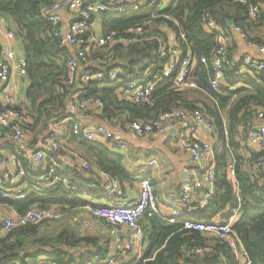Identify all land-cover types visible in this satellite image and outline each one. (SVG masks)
<instances>
[{"label":"trees","instance_id":"trees-1","mask_svg":"<svg viewBox=\"0 0 264 264\" xmlns=\"http://www.w3.org/2000/svg\"><path fill=\"white\" fill-rule=\"evenodd\" d=\"M57 0H0V15L13 26L14 33L22 44L25 60V74L28 86L25 91V103L19 106L29 117L25 125L27 133L32 135V142L49 133L53 122L67 118V102L77 96L79 101L100 100L103 103L101 117L111 119L117 114H127L128 122L133 120L150 121L164 112L173 109L192 111L200 109L192 94H201L216 101L219 107L231 104L228 111L227 131L225 134L223 119L214 106L204 104V114L215 118L214 128L218 133L215 145L216 186L207 207L198 214L189 217L195 222L208 223L216 217L226 220L228 215L239 207L238 218L233 229L241 240L251 264H264V194L259 185V175L242 170L235 159L234 176L237 187L227 179L230 149L237 146L234 135L239 126L244 127L254 118L258 109H264V76L250 67H245L247 74H239L241 61L232 59V27H239L247 43L264 46V36L254 33L264 27V0H171L160 13L139 11L126 14L105 12L101 14L102 31H116L136 37L139 41L109 49L99 48L92 51V59L112 58V67L120 70L119 78L127 83L129 76L133 80L154 82L155 87L145 104L128 103L117 98L112 83L99 86L88 83L76 89L68 85V61L73 53L62 47L57 38L52 36L51 25L40 15L43 7H51ZM258 7L256 16H250V9ZM168 17V19L165 18ZM213 21L223 31L228 42L227 61L223 70V81L217 90L209 85L210 66L203 65L201 58L209 59L218 49L213 33L204 29L205 21ZM175 22V23H174ZM166 31L173 33L183 56H190L193 68L190 80L193 89L175 90L172 79L162 80V63L150 64L158 42L154 37H166ZM183 36V37H182ZM141 40V41H140ZM148 78L144 81L145 75ZM200 93V94H199ZM235 97L234 101H231ZM102 117V118H103ZM3 130L0 129V136ZM79 156L89 164L90 170H83L74 163L65 167H56L53 177L66 179L47 187L41 176L31 165L20 157L17 158L26 178L19 184L24 199H3L0 204L10 206L17 214L37 208L55 209L68 214L83 207H99L83 199L89 185L97 186L93 179L96 172L118 180L120 184H133L138 177H131L123 165V156L108 149L106 144L97 141L79 140L71 134L67 138ZM228 146V147H227ZM5 149L14 151L5 144ZM64 154V150L50 152L51 158ZM234 160V159H233ZM261 176V175H260ZM143 179H140L142 181ZM263 184V182H262ZM142 242L146 248L142 257L136 261L120 264H220L222 258L226 264H235L236 258L226 248L200 232L183 229L180 224H170L156 214L145 215L141 220ZM49 225V224H47ZM27 226L13 232L0 235V264H27L30 260L45 258L55 264H77L84 261L77 253L83 246H95L97 239L83 236L72 227H65L55 235L43 233L44 227ZM208 248L202 256H196L195 249ZM104 259L106 252L99 250L98 255H89L87 260Z\"/></svg>","mask_w":264,"mask_h":264},{"label":"built area","instance_id":"built-area-1","mask_svg":"<svg viewBox=\"0 0 264 264\" xmlns=\"http://www.w3.org/2000/svg\"><path fill=\"white\" fill-rule=\"evenodd\" d=\"M171 0H57L51 7H43L40 15L51 25L52 36L59 40L62 47L70 50L73 55L68 61V85H74L79 89L82 85L96 83L104 86L112 83L118 87L116 96L118 99L128 103L145 104L149 102V97L155 87L154 82H142L130 80L123 83L119 78V70L112 67V58L92 59L91 53L95 49L120 47L124 44H131L139 41L136 37H129L116 31H102L99 36L95 34L94 18L102 13L111 12L116 14H126L139 11H154L158 14L162 12ZM67 11L74 15L69 22H64L63 12ZM258 11L257 6L250 9V16L254 18ZM168 19L167 16H165ZM175 23V22H174ZM204 29L215 36L218 49L209 58H201L203 65H209L211 75L209 85L212 90H217L223 80V70L227 61L228 42L221 30L213 21H205ZM234 33L245 38L243 31L236 26L232 27ZM183 37V36H182ZM17 36L11 23L0 15V129L2 136L10 139L18 146L26 144L28 136L25 125L29 122V117L19 107V100L15 93L10 92L12 78L16 75L25 77V60L23 55L17 56L15 41ZM158 45L150 58V64L154 67L162 63L160 78L164 81L172 79V87L175 90H185L194 88L190 80L192 73V60L190 56H183V51L177 43L166 45L161 38L154 37ZM141 41V40H140ZM254 47L259 54L264 55V46ZM242 66L250 67L259 75L264 76V63L249 56L243 57ZM95 65V66H94ZM97 65V66H96ZM77 96L71 97L67 102V122L72 136L79 140L97 141L106 144L108 149L123 153L126 151V144L116 133L103 126L84 127L80 124L78 113L82 112L89 101H79ZM95 109H103L100 100H91ZM264 109L256 111L254 118L248 123L246 132L249 144L258 147L259 154L254 161V168L262 177L261 188L264 194ZM215 118L205 115L200 109L185 111L183 109H173L162 113L157 118L150 121L133 120L129 122L128 128L130 136L134 139L144 138L149 135L161 136L170 135L175 131L174 139L180 149L189 157L190 161L199 166L201 173L193 175L191 180L186 181L179 191V208L171 213H161L153 193L152 186L147 180L139 183V193L137 199L130 204L124 205H103L92 209V216L103 221L110 228V234L116 236L121 229L127 230L124 245L118 248L122 256L131 252L135 245L141 242L143 231L141 226L142 218L152 214L159 215L170 224H180L183 229L200 232L205 237L223 244L236 258L235 264H251L248 255L239 237L236 235L233 226L238 218V211L234 209L226 220L219 217L208 223L195 222L189 219L193 214L203 211L215 192V151L212 143L201 138L200 133L206 131L214 132ZM43 148L32 153L31 166L34 171L43 173L42 181L47 183V187L59 181L66 183V179L53 177L56 167L45 165L46 152H58L63 150L55 133H47L42 140ZM73 157L83 170H90L89 164L83 160L79 154L73 152ZM3 166L4 162L0 161ZM155 164L154 161L150 165ZM231 174L234 172L233 166L228 167ZM106 183V195L120 197V183L118 180L110 178L101 173ZM26 178V173L22 169L5 170L0 176V198L24 199L20 183ZM64 213L55 209L40 210L32 208L23 214L5 216L0 213V235H6L18 228L27 226L47 225L61 220ZM76 220V219H73ZM208 252V248L195 249L192 251L196 256H202ZM140 257H136L138 261ZM226 259L222 258L220 264H226ZM14 264V263H10ZM27 264H55L45 258L30 260ZM77 264H118L113 257L104 259L84 260Z\"/></svg>","mask_w":264,"mask_h":264},{"label":"crops","instance_id":"crops-1","mask_svg":"<svg viewBox=\"0 0 264 264\" xmlns=\"http://www.w3.org/2000/svg\"><path fill=\"white\" fill-rule=\"evenodd\" d=\"M73 17L74 15H72L71 13L67 11L63 12L64 22H69L73 19ZM99 19H101V16H99ZM93 24L95 25V21ZM99 31L100 33H102L101 21L99 24ZM221 32L223 33V31ZM232 32L233 33L231 37L228 38V40H230V43L232 41V59L235 60V63L241 61L245 56L255 58L264 63V55L259 54L254 47H250L249 43H247L245 38L241 37V35L234 33L233 30ZM100 33L97 34V36H99ZM254 35H258L261 37L264 36V27L258 29L254 33ZM162 42L166 45L175 44L176 40L173 33L170 31H166V37L162 40ZM14 44L17 56L20 57L21 55H23L20 39L17 38ZM113 64L114 63H112V66ZM247 73L248 71L245 66H240L239 74ZM147 78L148 74L145 75L144 81H146ZM130 80H133L132 76H129L128 81ZM27 86L28 80L26 76L21 77L16 75L12 78L10 92L17 95L19 106L25 103V91ZM117 88L118 87L115 88L116 92L118 90ZM192 96L193 99L198 101L196 105L203 112L204 104L214 106L215 109L218 110L221 118L223 119L226 134V126L228 124V111L230 110L231 104L225 105L224 107H219L216 101H213V99L207 97L204 94L198 96L197 93H194L192 94ZM234 100L235 97H233L231 101ZM102 111L103 109L97 111L94 104L89 101L86 108L82 112L78 113L80 124L84 127L103 126L108 130L118 134L126 144V151L120 153L123 156V165L129 171L131 177L138 178L133 184H120V191L122 194L120 197L108 196L106 195V188L108 184L106 183L103 176L100 173L96 172V176L94 175L93 179H96V182H98L99 185L98 187L89 185L86 192H83V199L91 202L96 206L130 204L137 199L139 193V183L141 182L140 179H143L147 180L152 186L158 209L161 213L168 214L178 209V198L181 186L186 181L191 180L197 169V173H201V170H199L198 165H195L190 161L189 157L176 144L174 139L175 133L173 135L170 134L161 136L149 135L144 138L134 139L130 136L129 133V122L127 114H117L116 116L108 120L103 116V118L101 117ZM262 124H264V121ZM48 132L57 134L58 141L61 143V146H63L64 154H58L55 159L53 157L51 158L50 152H46L45 165H53L55 167L61 168L74 163L78 164L77 160L73 157L72 154L74 152L73 150H75V147L69 144L67 141V138L71 134L67 118L64 120L53 122ZM45 135L46 134L38 137L34 142H32V135L28 133L27 142L22 147L18 146L10 139L1 135L0 161L4 162V165L2 166L0 164V176H3L5 170L22 169L19 161L17 160L18 157L24 159L29 165H31L30 160L32 153L37 149L43 148L42 140L44 139ZM200 136L203 140L211 142L214 148L215 145L218 144V133L215 129L213 133L202 131L200 133ZM234 139L236 140L237 146L235 147V151H233V149H230V162H228V167L233 166L234 168V161L235 159H237L243 171L255 174L257 175V177L259 175V185L261 186L262 177L254 168V161L259 154L258 147H254L249 144L246 133L244 131V127L242 126H239L237 128V134L234 135ZM5 144H9L10 146H12L14 151L10 152L9 150L5 149ZM151 161H154L155 164L150 165ZM214 164L216 168V160ZM38 173L42 174L43 171ZM42 178L43 176H41L40 178L41 181ZM227 179L233 184L235 193H237L238 191L236 187L234 172L233 174H231L230 171L227 170ZM92 209L93 208L89 206L83 207V221H81L79 226L76 227L80 228L81 231L85 233V235L83 236H90L92 238H95L97 239V242L95 246H83V250L77 253L78 256L82 255L83 253V258L85 257L86 259L87 256L98 255L99 250H104L106 252L105 258L113 257L118 262V264H120L121 261L129 262L133 259L136 260V257H142L143 252L146 248V243H143L142 240L135 245V248L131 252L122 256L118 248L124 245L126 241L127 230L121 229L116 236H112L110 234L109 225L92 216ZM0 213L10 217L16 214V212L10 206L5 204H0ZM96 257V259L99 258L98 256Z\"/></svg>","mask_w":264,"mask_h":264},{"label":"rangeland","instance_id":"rangeland-1","mask_svg":"<svg viewBox=\"0 0 264 264\" xmlns=\"http://www.w3.org/2000/svg\"><path fill=\"white\" fill-rule=\"evenodd\" d=\"M94 21H95V34H99L100 33V31H99V24H100L99 16H95ZM73 151L76 152L77 154H79L76 149ZM82 214H83V209H79V210L77 209V210L70 211L68 214H66V216L64 215V217L61 219V221L59 220L57 222L51 223V224L47 225L46 227L42 228L44 231L43 233H46L48 235H55L58 232H60V230H62L63 228L73 226L74 228L78 229L81 232V234L85 235V233L83 231H81L80 228L76 227V226H79L81 221H83ZM73 219H76V220H73Z\"/></svg>","mask_w":264,"mask_h":264},{"label":"water","instance_id":"water-1","mask_svg":"<svg viewBox=\"0 0 264 264\" xmlns=\"http://www.w3.org/2000/svg\"><path fill=\"white\" fill-rule=\"evenodd\" d=\"M227 24L228 26H232L233 25V21L232 20H227ZM175 133V131L171 132V135H173Z\"/></svg>","mask_w":264,"mask_h":264}]
</instances>
